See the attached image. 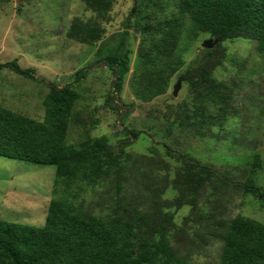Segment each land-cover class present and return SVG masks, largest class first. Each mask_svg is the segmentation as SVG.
<instances>
[{
  "label": "trees",
  "instance_id": "trees-1",
  "mask_svg": "<svg viewBox=\"0 0 264 264\" xmlns=\"http://www.w3.org/2000/svg\"><path fill=\"white\" fill-rule=\"evenodd\" d=\"M84 1L89 9L104 16L116 0ZM176 9L163 18L149 15V20L141 25V32L150 42L144 38L139 48L135 92L145 101L164 94L170 78L184 65L179 52L182 38L194 40L201 33L211 34L218 42L213 48H204L182 74V80L189 85L191 102L179 105L176 116L180 127L203 135L232 115L234 89L228 81L214 75L226 58L223 42L238 37L254 39L258 52L264 54V0H176ZM137 11L136 4L130 15ZM127 28L117 47L102 56L115 76L111 106L121 113L126 110L120 103V94L130 63ZM104 33L99 21H84L76 16L67 37L92 45ZM97 53L100 55L101 50ZM1 68L44 83L50 92L43 121L0 105V156L53 165L56 172L44 225L10 222L0 217V264H194L193 256L212 242L223 244V264L264 263V223L243 215H224L214 205L219 204L218 199L211 204L213 208L207 207L209 199L201 201L204 192L214 194L217 189L235 187L264 204V190L251 176L245 181L234 179L169 147L181 165L172 180H164L162 187L152 191L150 206L124 208L102 216L85 213L71 199L74 186L114 177L116 187L121 189L122 183L130 179L128 171L141 169L146 156L126 151L129 138L117 146L106 136L88 138L77 145L69 143L70 120L78 99L73 86L48 84L35 77L34 69L21 67L16 59L0 63ZM87 68L79 71L77 81L86 76ZM139 133L128 131L130 138ZM167 184H172L178 194L173 200L161 201ZM185 205L192 208L185 219L186 224L192 220L195 223L191 234L177 225L173 212L164 209Z\"/></svg>",
  "mask_w": 264,
  "mask_h": 264
},
{
  "label": "rangeland",
  "instance_id": "rangeland-1",
  "mask_svg": "<svg viewBox=\"0 0 264 264\" xmlns=\"http://www.w3.org/2000/svg\"><path fill=\"white\" fill-rule=\"evenodd\" d=\"M0 1V63L16 59L21 67L34 69L38 79L58 87L70 84L78 93L68 142L77 145L88 138L106 136L117 146L129 138L126 151L146 156L141 169L128 171L130 179L122 183L121 189L116 187L114 177L74 186L71 199L85 213L102 216L124 208L150 206L152 191L162 187L164 180H172L181 165L167 147L188 153L234 179L245 181L251 176L264 190V54L258 52L257 40L238 37L223 42L226 58L214 75L228 81L234 89L232 115L202 135L180 127L176 121L179 105L191 102L189 85L182 80L177 95L173 92L188 64L204 49V41L214 39L211 34L201 33L194 40L182 38L179 52L184 65L170 78L164 94L145 101L135 92L139 48L144 38L150 42L141 32V25L149 20V15L163 18L175 12L176 0H116L104 16L89 9L84 0ZM136 4L138 11L131 16ZM76 16L84 21H99L105 29L102 39L89 45L68 38L67 32ZM126 28L130 32V63L120 94V103L126 110L121 113L122 110L111 106L115 76L102 56L117 47ZM85 67H88L86 76L77 81L79 71ZM49 92L44 83L10 68L0 69L2 106L43 121ZM131 130L140 133L130 138ZM55 172L53 165L0 156V217L10 222L44 225L53 197ZM177 194L172 184H167L159 199L170 201ZM201 201L208 202V208L215 203L230 218L243 215L264 223V204L235 187L220 188L214 194L204 192ZM164 209L175 214L177 225L190 234L193 232L194 221L185 223L191 215V206ZM222 252L223 244L212 242L195 254L192 261L223 264Z\"/></svg>",
  "mask_w": 264,
  "mask_h": 264
},
{
  "label": "water",
  "instance_id": "water-1",
  "mask_svg": "<svg viewBox=\"0 0 264 264\" xmlns=\"http://www.w3.org/2000/svg\"><path fill=\"white\" fill-rule=\"evenodd\" d=\"M217 42H218L217 39H207V40L204 41V43H203V47H204V48H213L214 45H215ZM181 83H182V78H180V79L178 80V82L176 83V85H175V87H174V92H173L174 95H177L178 90H179V88H180V86H181Z\"/></svg>",
  "mask_w": 264,
  "mask_h": 264
}]
</instances>
